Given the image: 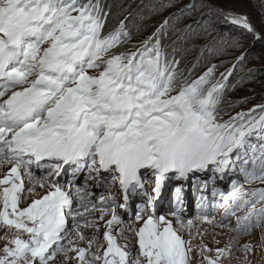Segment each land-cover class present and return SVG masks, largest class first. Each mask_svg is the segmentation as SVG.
Returning a JSON list of instances; mask_svg holds the SVG:
<instances>
[{"label": "snow or ice", "instance_id": "obj_1", "mask_svg": "<svg viewBox=\"0 0 264 264\" xmlns=\"http://www.w3.org/2000/svg\"><path fill=\"white\" fill-rule=\"evenodd\" d=\"M110 10L101 0H0V166H11L0 179V224L15 230L4 237L0 264H49L57 254L66 264L69 252L78 264H190V240L179 232L193 220L185 224L180 187L175 208L156 214L169 173L183 180L194 171L212 173L210 194L218 199L211 207L223 209L217 226L237 237L264 232V104L223 120L220 105L235 88L229 79L235 64L200 65L202 74L194 78L198 65L181 69L161 42L168 20L130 50L128 17L105 30ZM229 16L232 24L255 31L247 17ZM33 164L47 167L43 177L33 173ZM65 165L72 180L62 186L51 177L67 172ZM85 171L84 187L77 186L76 174ZM109 178L119 181L122 204L109 195ZM217 179L227 182L223 190ZM193 184L201 193L198 216L207 220L208 182L198 186L193 178ZM37 185L47 194L20 207ZM118 208L128 216L135 252L113 234V226L126 230ZM95 211L112 213L103 256L96 251L98 236L80 234L87 248L72 239L82 223L98 232ZM137 222L142 226L132 227ZM233 250L230 243L216 250L215 259L205 258L223 264ZM239 250L247 256L253 246Z\"/></svg>", "mask_w": 264, "mask_h": 264}, {"label": "rangeland", "instance_id": "obj_2", "mask_svg": "<svg viewBox=\"0 0 264 264\" xmlns=\"http://www.w3.org/2000/svg\"><path fill=\"white\" fill-rule=\"evenodd\" d=\"M101 2L111 6L109 13L114 15L109 22L111 26H116L125 17H128L125 22L134 36L138 38L136 45L152 36L156 29L165 20H168V25L162 30L161 42L165 46L171 45V51L175 52L179 57L191 54L199 55L197 71L194 73V77L202 74L203 68L199 67L200 65L223 64L227 67H232L235 64L234 74L229 78L235 88H230L231 94L225 104L220 105L224 110L222 113L223 120H228L239 112L247 113L257 108L258 105L264 104V0H101ZM170 2L173 6L159 7L161 4L167 5ZM188 5H193V7H186ZM154 7L156 8L155 11H153ZM229 14L247 17L248 22L255 31L248 32L242 26L232 24ZM137 26L139 31H137ZM189 26H191V29H189ZM232 40L239 41L240 47H232ZM241 55L245 59L237 63V57ZM95 71L90 69L89 74H94ZM220 71H224V68H221ZM65 168L67 172L62 171L59 177L55 175L51 177L52 180H58L62 186L72 180L71 169L67 165H65ZM31 170L35 175L43 177L45 172H47V167L37 168L33 164ZM143 172L144 170L141 169V173ZM87 175L86 171L78 172L75 184L84 187ZM103 175L108 176L107 173ZM168 175L172 178L165 181L161 197L156 202V214L160 215L170 208H175V189L180 187V195L186 209L184 213L185 224H187L189 219L193 220L190 228L185 227L179 232L185 240H190L191 251L188 253L190 264H208V260L205 257L215 259L216 250L225 248L230 243H233V254L230 259H224L223 264H243L245 260L249 261V264H264V232L256 229L251 235L237 237L236 233L230 231L229 228L217 226L223 215V209L214 210L211 207L212 203L218 199L210 194L213 184L212 173L194 171L189 173L187 180L176 179L174 173H169ZM2 178L3 176L0 175V179ZM193 178H195V184L198 186L203 181L208 182V188L203 190L204 194L208 196V200L203 202L208 215V219H204L205 223L199 222L203 220L198 216L201 193L194 187ZM25 179V188H31L32 185L28 183L27 177ZM44 182L45 184L48 183V181ZM87 183L91 185L93 182L87 181ZM107 183L111 185L109 195L114 197L117 194V202L122 204L123 196L119 191V181L117 180L112 184L109 178ZM216 184L223 190L227 182L217 179ZM91 191L98 194L102 189L92 187ZM46 194L47 192L43 193L37 185L27 197L26 202L22 203L20 207H27L34 199L42 198ZM92 199H95V196ZM0 209H3L2 200H0ZM98 213L99 211H95L92 217L96 224L98 223ZM117 213L126 221V230L119 232L117 229L120 226H113V234L116 236L118 244L123 245L124 240L133 234L127 230L128 216L124 214V210L118 208ZM167 219L172 220L176 228H180L178 224H175L174 216L168 215ZM104 223L103 227H98V232L96 228L85 227L86 225L82 223L78 233L73 232L74 246L87 248V239L98 236L101 247L96 249V251L98 255L103 256L106 250L104 233L107 222ZM141 223L137 222L132 227L138 228L142 226ZM70 226L71 220H69ZM232 227H235L234 219ZM80 234L87 239L81 240ZM11 237L8 238L10 239ZM25 239H28L26 234ZM6 241V239H3V242ZM134 241V245L130 247L133 252L137 248L135 238ZM245 244L253 246V251L249 252L247 256L239 250ZM202 248L204 249L203 253L201 251ZM2 254L1 252L0 255ZM68 256L70 258L66 264H78L75 259V252H69ZM64 261V255L57 254L56 258L51 260L49 264H63ZM98 264H101V262H98Z\"/></svg>", "mask_w": 264, "mask_h": 264}, {"label": "bare ground", "instance_id": "obj_3", "mask_svg": "<svg viewBox=\"0 0 264 264\" xmlns=\"http://www.w3.org/2000/svg\"><path fill=\"white\" fill-rule=\"evenodd\" d=\"M10 167H11V166H10V165H7V164L0 166V175L4 176V175L9 171ZM25 178H26V177H25ZM25 180H26V179H25ZM40 189H41V191H42L43 193L47 192V189H46V188H41V187H40ZM114 197H117V194H116ZM1 205H2V204H1ZM0 210H2V209H0ZM101 215L104 216V219H103V220H100V216H101ZM111 216H112L111 212H105V213H100V212H99V213L97 214V219H98L97 227H100V226L103 227V225L105 224L104 222H107L109 219H111ZM201 221L204 222V219H203V220H200L199 222H201ZM204 223H205V222H204ZM106 224H107V223H106ZM141 224H142V223H141ZM195 225H196V224H195ZM0 226H1V228H0V253H1L3 247H4L5 244L7 243V241H6V242H3V239H4L5 235L7 234L8 237L13 236V235H14V230L9 231V230H8L5 226H3L2 224H0ZM85 227H87V226H85ZM114 227H115V226H114ZM83 229H84V228H83ZM22 238L25 239V234L22 235ZM134 242H135V241H134V237H133V235H132V236L127 237V239L124 240L123 244L127 243L128 246H129V249H130V247L134 245Z\"/></svg>", "mask_w": 264, "mask_h": 264}, {"label": "trees", "instance_id": "obj_4", "mask_svg": "<svg viewBox=\"0 0 264 264\" xmlns=\"http://www.w3.org/2000/svg\"><path fill=\"white\" fill-rule=\"evenodd\" d=\"M113 16H114L113 14H110V13L108 14V19H107L106 26H105L106 31L114 27V26H111L109 24V22L111 21ZM137 41H138V38L136 36H134V39L132 40L131 44L127 45V48L130 50H135V48L133 46H135L137 44ZM164 47L166 48L168 55L170 57L175 56V58L180 61V68L181 69H185V70L190 69L193 66V64H197V62L199 60L198 54H191V55H186L185 57H179L175 52L171 51V45H168V46L164 45ZM121 50H124L123 46H122ZM230 94H231V91L229 89L227 96L225 97V101L222 104H225V102H226V100Z\"/></svg>", "mask_w": 264, "mask_h": 264}]
</instances>
